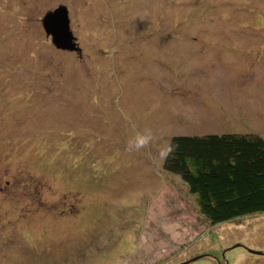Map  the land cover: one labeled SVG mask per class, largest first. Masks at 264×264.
Instances as JSON below:
<instances>
[{
    "label": "rangeland",
    "instance_id": "374dc122",
    "mask_svg": "<svg viewBox=\"0 0 264 264\" xmlns=\"http://www.w3.org/2000/svg\"><path fill=\"white\" fill-rule=\"evenodd\" d=\"M213 133L264 138V0H0V264H264V213L212 226L154 159Z\"/></svg>",
    "mask_w": 264,
    "mask_h": 264
},
{
    "label": "trees",
    "instance_id": "16d2710c",
    "mask_svg": "<svg viewBox=\"0 0 264 264\" xmlns=\"http://www.w3.org/2000/svg\"><path fill=\"white\" fill-rule=\"evenodd\" d=\"M163 168L187 186L214 226L264 213V138L255 133L174 135Z\"/></svg>",
    "mask_w": 264,
    "mask_h": 264
},
{
    "label": "water",
    "instance_id": "95a60500",
    "mask_svg": "<svg viewBox=\"0 0 264 264\" xmlns=\"http://www.w3.org/2000/svg\"><path fill=\"white\" fill-rule=\"evenodd\" d=\"M42 26L46 35L52 36V42L57 48L79 50L75 43V37L70 30L69 14L65 5H59L46 12L42 18Z\"/></svg>",
    "mask_w": 264,
    "mask_h": 264
},
{
    "label": "clouds",
    "instance_id": "9594fccd",
    "mask_svg": "<svg viewBox=\"0 0 264 264\" xmlns=\"http://www.w3.org/2000/svg\"><path fill=\"white\" fill-rule=\"evenodd\" d=\"M155 139L154 133L150 128H145L142 131H136L135 134L126 142V151L129 153L140 152L143 149L149 148ZM176 145L171 142L163 144L157 151L154 159L164 162L175 153Z\"/></svg>",
    "mask_w": 264,
    "mask_h": 264
},
{
    "label": "bare ground",
    "instance_id": "6f19581e",
    "mask_svg": "<svg viewBox=\"0 0 264 264\" xmlns=\"http://www.w3.org/2000/svg\"><path fill=\"white\" fill-rule=\"evenodd\" d=\"M56 159V158H55ZM51 165V164H50ZM58 170V169H57ZM59 181V180H58ZM104 202V201H103Z\"/></svg>",
    "mask_w": 264,
    "mask_h": 264
}]
</instances>
